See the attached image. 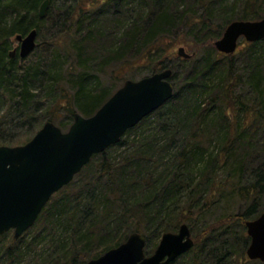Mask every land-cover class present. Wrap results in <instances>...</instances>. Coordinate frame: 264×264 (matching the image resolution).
Listing matches in <instances>:
<instances>
[{
    "label": "trees",
    "instance_id": "16d2710c",
    "mask_svg": "<svg viewBox=\"0 0 264 264\" xmlns=\"http://www.w3.org/2000/svg\"><path fill=\"white\" fill-rule=\"evenodd\" d=\"M44 1L0 0V106L26 130L11 135L0 116V146L28 143L47 122L67 131L75 114L93 116L113 95L99 81L101 66L127 70L139 61L146 76L170 69L174 96L95 155L23 236H1L0 264H87L134 233L153 254L164 233L202 213L203 187L213 192L208 204L236 194L247 209L208 226L190 264H234L236 240L225 236L237 237L221 225L240 220L245 229L264 213V169L249 159L257 153L264 161V49H256L264 40L247 44L245 65L214 42L234 21L264 19V0H50L42 18ZM49 20L56 31L49 59L26 66L10 57L18 35L39 36ZM180 41L196 46L190 59L176 54Z\"/></svg>",
    "mask_w": 264,
    "mask_h": 264
},
{
    "label": "water",
    "instance_id": "95a60500",
    "mask_svg": "<svg viewBox=\"0 0 264 264\" xmlns=\"http://www.w3.org/2000/svg\"><path fill=\"white\" fill-rule=\"evenodd\" d=\"M49 5L50 0L41 5L42 18ZM37 38V30L18 35L15 40L20 46L11 51L10 57L30 56L37 48ZM242 39L249 43L264 40V19L230 23L214 45L218 52L233 55ZM176 54L184 59L192 57L182 46ZM172 75L173 71L167 69L140 80L128 79L93 116L75 114L68 131L47 122L28 143L1 145L0 237L14 231L18 240L35 225L51 198L68 186L95 155L117 145L128 130L169 102L174 96ZM246 227L251 238L248 258L264 262V213L247 221ZM146 245L147 238L134 233L87 264H172L189 253L195 242L189 225L182 224L178 232L164 233L150 256L145 253Z\"/></svg>",
    "mask_w": 264,
    "mask_h": 264
},
{
    "label": "rangeland",
    "instance_id": "374dc122",
    "mask_svg": "<svg viewBox=\"0 0 264 264\" xmlns=\"http://www.w3.org/2000/svg\"><path fill=\"white\" fill-rule=\"evenodd\" d=\"M45 29H43L41 35L38 36L37 38V48L35 49V51L28 56L25 59H21V64H24L26 66L31 65V64H35L38 62L42 61H46L47 59L50 58V56H52L53 54V49L51 48L50 44L52 42V38L53 36L56 35V31L51 27V20H49L48 23H46V25L44 26ZM185 40V39H184ZM215 43V42H214ZM249 42H247L245 39H242L240 41V44L238 46V49L236 51L235 54L233 55H228L229 57H233L236 56V60H237V64L238 65H245V60L247 58V55L249 53V46H247ZM20 44L17 41H12V47L13 48H19ZM185 47L186 51L190 54V53H194L196 49V46H191L190 43H186V42H182L180 41L177 46H175V50H178L179 47ZM215 47V45H214ZM216 49V47H215ZM258 51V54L262 51V49H264V44L260 47L256 48ZM217 50V49H216ZM202 53V52H201ZM200 52H198L199 56L201 54ZM220 53V52H219ZM62 54V53H60ZM63 57V61L65 62H71L70 58L68 57V55L66 53H63L62 55ZM142 63L139 61L136 62L135 64H132L131 66H129V68L126 70L123 66H120L118 63L116 64H112L110 66L107 67H103L101 66V68H99L97 75L100 78L99 81L101 83V85H103L104 88H107L111 91L116 92L119 88H121L123 86V84L125 83L126 80L128 79H132V80H140L144 77H146V75L149 74V66L147 65H142ZM183 67V64L181 62L176 61L173 64V69L178 70L179 72H181ZM247 81V79L245 80ZM176 82V80H173L172 83L174 84ZM243 92H245V94L247 96H251L249 94L250 92V88H248V86H245L244 89H241ZM239 91V90H238ZM244 94V93H243ZM7 107L1 105L0 106V116H6V125L7 127L10 129V134L11 135H15V134H21L24 133L26 130H22L20 129V126H18L17 124L13 123V118L15 116V114H11V112L8 114L7 113ZM59 123V121H58ZM58 125V124H56ZM59 127V126H58ZM66 131V129L64 130ZM262 138L264 139V134H262ZM262 145V144H261ZM261 145H259V147H261ZM114 149V148H113ZM120 152V149H114L110 152V156H117L118 153ZM260 156V155H259ZM257 157V153H255L254 157H250V164H253L254 167H258V168H262L264 169V161H262L263 159H256ZM219 180L221 181L222 179H224L223 176H218ZM226 177V176H225ZM227 178V177H226ZM247 184V183H245ZM213 194V192L211 191V189L209 188H202L200 193L203 197V201L202 204H204L206 207L203 209V211H201L202 213L197 216L194 220H193V224H189L188 222H185L186 224H188L190 226L191 232H192V237L194 239L195 245L193 247V249L187 253L186 255H184V258L182 259H177L175 262H173L172 264H190V261L192 260L193 256H197L199 251L198 249H196L198 246H200V244H202L204 238H205V232L206 229L215 225L216 221L218 220H222V218L226 217V216H231V215H237L239 214V212H245L247 207L245 206V203L241 200V198L236 195V194H227L225 197H223L222 195H214L213 196V200H212V204H208L207 198H209L208 192L209 191ZM223 197V198H222ZM219 225V234L223 237H221V240H219L220 242L224 240V234H223V229H228V230H232L233 233H235L236 235V239L235 237H232L229 235L225 236V240H230V243H233V240H236V251L240 254H238L237 256H235L233 259V263L234 264H259V262L257 261H251L249 260L248 256H247V249L251 243V240L248 242L247 238H249V235L247 233V228H243L242 227V223L239 220H235L233 227L228 223H224L221 225L220 227V221L218 222ZM181 226V225H180ZM179 226V227H180ZM209 226V227H208ZM179 228L176 231H172V232H178ZM218 230V229H216ZM162 237L158 240L160 243ZM219 242V243H220ZM245 243L247 244V248H244L243 246L245 245ZM159 245V244H158ZM244 250H243V248ZM155 252V251H154ZM152 254V253H151ZM149 254V255H151ZM262 263V262H261Z\"/></svg>",
    "mask_w": 264,
    "mask_h": 264
},
{
    "label": "bare ground",
    "instance_id": "6f19581e",
    "mask_svg": "<svg viewBox=\"0 0 264 264\" xmlns=\"http://www.w3.org/2000/svg\"><path fill=\"white\" fill-rule=\"evenodd\" d=\"M147 256H150V255H147Z\"/></svg>",
    "mask_w": 264,
    "mask_h": 264
}]
</instances>
